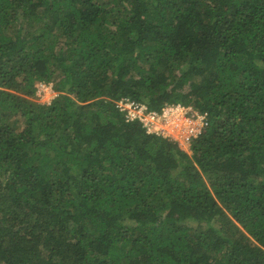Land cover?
I'll return each instance as SVG.
<instances>
[{"label":"trees","instance_id":"16d2710c","mask_svg":"<svg viewBox=\"0 0 264 264\" xmlns=\"http://www.w3.org/2000/svg\"><path fill=\"white\" fill-rule=\"evenodd\" d=\"M0 264H264V0H0Z\"/></svg>","mask_w":264,"mask_h":264},{"label":"built area","instance_id":"2783aa9c","mask_svg":"<svg viewBox=\"0 0 264 264\" xmlns=\"http://www.w3.org/2000/svg\"><path fill=\"white\" fill-rule=\"evenodd\" d=\"M116 108L127 123H139L147 134L167 138L181 149L191 147L208 125L207 113L180 103L167 104L158 111L124 97L116 101Z\"/></svg>","mask_w":264,"mask_h":264},{"label":"rangeland","instance_id":"374dc122","mask_svg":"<svg viewBox=\"0 0 264 264\" xmlns=\"http://www.w3.org/2000/svg\"><path fill=\"white\" fill-rule=\"evenodd\" d=\"M58 96L52 84H38L36 99L41 104H51ZM183 151L191 154V147L184 146Z\"/></svg>","mask_w":264,"mask_h":264}]
</instances>
